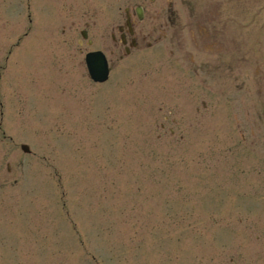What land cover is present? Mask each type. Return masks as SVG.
Returning <instances> with one entry per match:
<instances>
[{
	"label": "rangeland",
	"instance_id": "374dc122",
	"mask_svg": "<svg viewBox=\"0 0 264 264\" xmlns=\"http://www.w3.org/2000/svg\"><path fill=\"white\" fill-rule=\"evenodd\" d=\"M123 4L0 0V264H264V64L201 95L212 57L150 18L123 43Z\"/></svg>",
	"mask_w": 264,
	"mask_h": 264
},
{
	"label": "flooded vegetation",
	"instance_id": "af4514ba",
	"mask_svg": "<svg viewBox=\"0 0 264 264\" xmlns=\"http://www.w3.org/2000/svg\"><path fill=\"white\" fill-rule=\"evenodd\" d=\"M256 1L245 0L246 8L240 9L244 6L243 0H124L123 14L129 19L130 27L129 24L121 25L120 35L125 43L124 34L135 32L134 26L139 21V12L151 17L150 31L181 32L183 52L197 62L201 73V62L205 60L207 49L213 51L214 55H209L212 58L206 62L205 67L213 62L215 68L221 69L218 84L209 82V88L201 95L233 96L240 91L237 89L236 80L238 64L248 67L264 64L261 61L264 58V13L260 15L249 8ZM262 2L264 12V0ZM135 17L137 19H133ZM247 27L252 29H245ZM198 69L189 67L187 70L191 80L198 82L200 78L207 82L206 76L196 73ZM250 71L253 73V70ZM212 80L214 81L213 75ZM224 81L230 84L228 90L215 87L222 86L221 82ZM255 89L251 90L254 96L264 97V88ZM260 107L264 118V108L262 105Z\"/></svg>",
	"mask_w": 264,
	"mask_h": 264
},
{
	"label": "water",
	"instance_id": "95a60500",
	"mask_svg": "<svg viewBox=\"0 0 264 264\" xmlns=\"http://www.w3.org/2000/svg\"><path fill=\"white\" fill-rule=\"evenodd\" d=\"M93 58L94 60L92 61ZM99 62L100 65L98 64ZM89 67H90L91 75L96 81H103L107 79L108 69L106 67L105 60L103 56L100 55V53H92L90 55ZM23 149L28 150V147L23 145Z\"/></svg>",
	"mask_w": 264,
	"mask_h": 264
},
{
	"label": "bare ground",
	"instance_id": "6f19581e",
	"mask_svg": "<svg viewBox=\"0 0 264 264\" xmlns=\"http://www.w3.org/2000/svg\"><path fill=\"white\" fill-rule=\"evenodd\" d=\"M70 5H71L72 7L75 8L76 12H78V9H77L76 7H78V6H80V5L77 6V1H74L73 3L70 2ZM78 8H79V7H78ZM139 15H140V18H141L143 21H144L146 18H149L148 16H145L144 14H142V13H140V12H139ZM150 19H151V17H150ZM128 24H129V25H128ZM121 25H128V27H130L129 19H125L124 22H123ZM121 25H119V27L116 29L117 32H119L120 34H121V32H120ZM82 32L87 33L86 30H82ZM129 34H133V33L130 32ZM120 38H121V40H122V37H121V36H120ZM122 44H123V43H122ZM122 44H121V45H122ZM123 46H124V45H123ZM123 51H124V53L127 52L126 49L123 50ZM206 53H207L208 55L212 56V57H213V55H214V52L211 51V50H209V49H207V52H206ZM98 64L100 65V62H99ZM98 64H97V65H98ZM97 65H96V66H97ZM71 81H72V80H71ZM93 82H94V81H93ZM94 83H97V82H94Z\"/></svg>",
	"mask_w": 264,
	"mask_h": 264
}]
</instances>
